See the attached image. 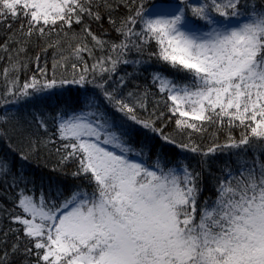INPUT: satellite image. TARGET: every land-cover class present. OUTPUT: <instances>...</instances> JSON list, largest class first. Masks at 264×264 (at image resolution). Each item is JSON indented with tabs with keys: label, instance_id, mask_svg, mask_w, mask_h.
Here are the masks:
<instances>
[{
	"label": "snow or ice",
	"instance_id": "snow-or-ice-1",
	"mask_svg": "<svg viewBox=\"0 0 264 264\" xmlns=\"http://www.w3.org/2000/svg\"><path fill=\"white\" fill-rule=\"evenodd\" d=\"M0 63V264H264V0H0Z\"/></svg>",
	"mask_w": 264,
	"mask_h": 264
},
{
	"label": "trees",
	"instance_id": "trees-1",
	"mask_svg": "<svg viewBox=\"0 0 264 264\" xmlns=\"http://www.w3.org/2000/svg\"><path fill=\"white\" fill-rule=\"evenodd\" d=\"M95 27V26H94ZM105 28H107V23H105ZM51 56H52V54H51V50L49 51V53H48V63H49V65L51 64ZM3 63H0V71H2V69H3ZM129 71H131V69L129 68L128 69ZM143 76H147V73H144L143 74ZM143 76H142V78L141 79H143ZM2 80H3V77H2V75H0V82H2ZM178 151V150H177ZM34 167V166H33ZM204 196H208L209 195V193L207 192V191H205L204 192V194H203Z\"/></svg>",
	"mask_w": 264,
	"mask_h": 264
}]
</instances>
